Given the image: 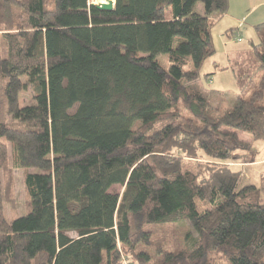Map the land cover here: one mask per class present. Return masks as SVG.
<instances>
[{
	"label": "trees",
	"instance_id": "16d2710c",
	"mask_svg": "<svg viewBox=\"0 0 264 264\" xmlns=\"http://www.w3.org/2000/svg\"><path fill=\"white\" fill-rule=\"evenodd\" d=\"M115 1L0 0V183L11 144L29 196L11 221L0 196V264H264V177L225 164L264 141V23L216 108L198 81L229 0Z\"/></svg>",
	"mask_w": 264,
	"mask_h": 264
},
{
	"label": "rangeland",
	"instance_id": "374dc122",
	"mask_svg": "<svg viewBox=\"0 0 264 264\" xmlns=\"http://www.w3.org/2000/svg\"><path fill=\"white\" fill-rule=\"evenodd\" d=\"M106 0H93V3L99 4L105 2ZM115 1V0H111ZM264 3V0L260 2L258 0L253 1L249 4L248 9L245 12H252L257 6V4ZM261 10L259 13L264 12V6L259 7ZM248 10V11H247ZM258 11V10H257ZM196 12L199 14H204L205 9L202 3H198L196 6ZM259 13H253V17ZM246 14V13H245ZM23 16L22 10L19 8L13 9V18L15 23H19L21 17ZM251 21H246V27L242 30L243 34L241 35L242 42L239 43L237 38L231 37L232 47L234 50H237L240 55H246L247 49L251 48L250 34L253 33L251 28ZM239 30V29H238ZM226 39H228L226 37ZM6 43L3 44V54L6 55ZM222 51H219V53ZM215 55V54H214ZM213 55V56H214ZM212 56V57H213ZM160 60L162 63H167L168 57L162 55ZM211 57L208 59L200 69V79L198 84L205 90L211 91L216 90L215 98L213 99V106L218 108L219 105L223 106L222 108H230L235 102L237 97L240 95V90L236 83L235 75L231 67L229 66L230 71L226 72L224 69V64L222 61L221 69L218 73L214 75H209L215 72L216 66L212 64ZM227 64V63H226ZM230 64L237 66L236 63L233 64V58L230 61ZM33 91L29 87L27 91H24L20 97L21 106L33 104ZM239 136L244 141H249L252 143V149L250 153L246 154L242 162L236 163H225L231 165L235 168L241 169L242 174L240 175L241 186L245 185H259L261 183V178L264 177V141H253L252 137L246 133H239ZM254 158V160H252ZM247 160L248 162L244 161ZM14 153L11 144H8V158L5 163V166L1 172V183H0V196L3 203L4 214L8 221H11L14 218L21 217L25 214L28 209L29 196L27 189L25 187V170L14 169ZM254 161V162H250ZM256 162V163H255ZM197 164V161L191 162ZM218 163V162H217ZM31 172V170H29ZM193 171H198V168L193 166ZM200 172V173H199ZM112 192L122 193V188L120 186H115L112 188ZM155 232L154 237H182L184 234V229L178 227L176 224H167L159 226L153 229ZM73 237H76L75 234H71Z\"/></svg>",
	"mask_w": 264,
	"mask_h": 264
},
{
	"label": "crops",
	"instance_id": "0c3cea01",
	"mask_svg": "<svg viewBox=\"0 0 264 264\" xmlns=\"http://www.w3.org/2000/svg\"><path fill=\"white\" fill-rule=\"evenodd\" d=\"M253 1L255 0H229L228 12L224 16L213 18L214 24L211 29V36L216 53L213 57H211V62L214 64V66H216V68L215 72L209 75L218 73L222 68V62L225 63L223 70L229 72V66L231 69L233 66L230 64L231 59L233 58L234 64L240 58V53L237 50H234L232 47L233 43L231 41V37L235 39V33H239L240 35L243 34L242 30L247 28L246 21H251L250 26L253 30V33L250 34V40L252 42H258L256 27L264 23V12L259 13L261 10L259 7L262 5L264 6V3L257 4L251 13L245 12V10L248 9L249 4H251ZM258 1L260 2L261 0ZM255 11L259 14L253 17V13H255ZM226 37L228 39H226ZM241 42L242 39L239 41V43ZM248 50L249 49H247V51ZM219 51L222 52L219 53Z\"/></svg>",
	"mask_w": 264,
	"mask_h": 264
},
{
	"label": "water",
	"instance_id": "95a60500",
	"mask_svg": "<svg viewBox=\"0 0 264 264\" xmlns=\"http://www.w3.org/2000/svg\"><path fill=\"white\" fill-rule=\"evenodd\" d=\"M115 3L116 1L106 0L105 2L99 4L92 3V5L96 6L101 10L112 11L114 9Z\"/></svg>",
	"mask_w": 264,
	"mask_h": 264
},
{
	"label": "built area",
	"instance_id": "2783aa9c",
	"mask_svg": "<svg viewBox=\"0 0 264 264\" xmlns=\"http://www.w3.org/2000/svg\"><path fill=\"white\" fill-rule=\"evenodd\" d=\"M235 38H237L239 41H241V35L239 33H235Z\"/></svg>",
	"mask_w": 264,
	"mask_h": 264
}]
</instances>
